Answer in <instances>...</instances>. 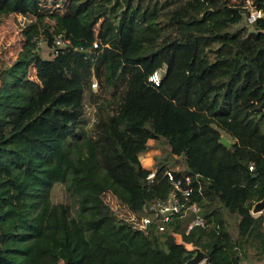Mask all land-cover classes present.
I'll use <instances>...</instances> for the list:
<instances>
[{
  "label": "trees",
  "instance_id": "16d2710c",
  "mask_svg": "<svg viewBox=\"0 0 264 264\" xmlns=\"http://www.w3.org/2000/svg\"><path fill=\"white\" fill-rule=\"evenodd\" d=\"M244 5L0 0V19H29L0 66V264H184L195 248L202 264H244L249 250L264 260V213H251L264 198V19L240 26ZM150 139L168 160L148 181L139 154ZM167 171L198 174L189 202L203 226L186 232L193 214L140 226L143 204L172 188ZM54 184L76 200L73 212L51 201Z\"/></svg>",
  "mask_w": 264,
  "mask_h": 264
},
{
  "label": "rangeland",
  "instance_id": "374dc122",
  "mask_svg": "<svg viewBox=\"0 0 264 264\" xmlns=\"http://www.w3.org/2000/svg\"><path fill=\"white\" fill-rule=\"evenodd\" d=\"M236 1V0H232ZM29 19L24 17L21 14H10L8 16L1 17L0 19V66L2 64L9 63L12 59L15 58L17 51L21 48L22 43L24 41V37L22 34V29L25 23H27ZM240 26H246L251 29V26L245 21V16L243 15L242 21L239 23ZM37 45L40 49L42 56L44 57H52V49L49 48L46 41L39 40L37 41ZM30 78H34V71L30 70L29 72ZM93 83H96L94 81ZM92 89L98 95V86L92 85ZM100 93V92H99ZM96 109L91 106L88 102V97L86 98V112L83 117V120L86 122V128H90L94 123ZM226 137L225 135H223ZM227 138V137H226ZM228 139V138H227ZM140 162L142 166L151 169L154 171L157 164L165 162L168 160L166 158V146L162 143L157 144L155 141H148V149L139 155ZM168 169L172 171H180L183 169V164L181 161L179 162H171L169 164ZM50 197L52 202H63L67 204L71 211L76 207V200L66 193L64 186L62 184H54L50 190ZM260 213H264V210L261 212L255 213L254 215H259ZM233 229V224L231 226ZM175 239L177 242L181 241L180 236L175 235ZM187 248H192L190 244H186ZM203 263V262H202ZM244 264H264V260L257 258L253 255L252 250L247 252L245 259L243 260Z\"/></svg>",
  "mask_w": 264,
  "mask_h": 264
},
{
  "label": "built area",
  "instance_id": "2783aa9c",
  "mask_svg": "<svg viewBox=\"0 0 264 264\" xmlns=\"http://www.w3.org/2000/svg\"><path fill=\"white\" fill-rule=\"evenodd\" d=\"M254 0H245V21L247 24H253L257 20L264 19V7H257ZM61 37L57 36L55 38V43L59 46H64L63 40L60 39ZM161 71L156 70L148 77V81L153 84L154 86L159 85L161 79ZM92 85H96V83H92ZM249 169H253V164H249ZM170 171H172L170 169ZM167 171L168 180L172 184V188L170 191L162 198H157L152 202L143 204L140 210V226L147 227L152 223L157 224L158 230H163V228L168 224V222L172 219L174 215H182L185 216L186 214H193L192 219L186 229V232L194 226V225H204L205 220L201 216L200 208L195 203L189 202V197L192 193L191 182L192 180L196 181L198 184L197 190H199V186L201 181L199 179L198 174L194 176L185 175L183 177L175 178L173 174ZM154 177V171H151L147 175V180L151 181ZM251 213L254 215L251 211ZM204 259L199 262L198 264H202Z\"/></svg>",
  "mask_w": 264,
  "mask_h": 264
},
{
  "label": "water",
  "instance_id": "95a60500",
  "mask_svg": "<svg viewBox=\"0 0 264 264\" xmlns=\"http://www.w3.org/2000/svg\"><path fill=\"white\" fill-rule=\"evenodd\" d=\"M220 142L228 147L230 145V140L227 139L224 136H221L220 138ZM262 210H264V198L257 201L253 207H252V212L253 213H258L261 212ZM204 259V253L199 249V248H195V253L194 255L189 258L184 264H198L199 262H201Z\"/></svg>",
  "mask_w": 264,
  "mask_h": 264
},
{
  "label": "crops",
  "instance_id": "0c3cea01",
  "mask_svg": "<svg viewBox=\"0 0 264 264\" xmlns=\"http://www.w3.org/2000/svg\"><path fill=\"white\" fill-rule=\"evenodd\" d=\"M148 141H153V142H154L155 140H153V139H150V140H148ZM144 152H145V151H143V152H141V153H144ZM141 153H140V154H141ZM140 154H139V155H140Z\"/></svg>",
  "mask_w": 264,
  "mask_h": 264
}]
</instances>
